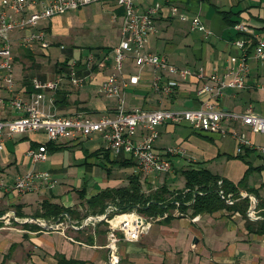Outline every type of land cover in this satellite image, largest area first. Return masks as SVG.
Segmentation results:
<instances>
[{
  "label": "crops",
  "instance_id": "1",
  "mask_svg": "<svg viewBox=\"0 0 264 264\" xmlns=\"http://www.w3.org/2000/svg\"><path fill=\"white\" fill-rule=\"evenodd\" d=\"M156 2L162 9L152 17L155 31L148 36L145 51L163 55L189 73L182 77L162 72L177 85L169 93L155 91L152 68L136 65L128 54L118 76L124 109H193L210 99L217 109L252 110L264 116V59L252 57L254 39L235 28L245 22L264 35V0H140L137 7L144 11ZM172 6L178 10L175 15ZM197 14L211 30L207 39L190 30V20ZM123 16L124 7L114 0H92L42 19L30 29L11 31L12 92L26 98L35 92L33 78L61 75L58 89L44 95L43 111L58 116L79 112L91 119L112 116L118 97L102 94L98 88L112 72L111 52L120 41ZM37 32L48 41L45 50L24 43ZM239 37L245 39L247 54L245 87L224 86L221 94L212 96L199 93L212 78L225 82L232 78L241 56L233 41ZM71 65L82 78L78 86L69 79ZM0 96L7 98L10 93L0 88ZM17 115L6 108L0 119ZM220 129L200 133L187 122L158 125L155 152L168 146L185 150L183 155L165 156L172 165L170 172L139 170L127 154L114 155L98 132L58 141L48 140L42 129L5 135L0 150V177L6 186L0 188V264H107L104 243L110 222L122 212H139L142 205L156 212L139 213L154 220L138 240L119 243L118 264H264V157L255 149L264 144V133L233 120L223 121ZM144 132L139 128L133 139ZM233 132L243 133L251 145L237 152ZM41 144L48 158L34 161L26 151ZM200 168L239 184V196L253 194L262 204L252 212L251 199L245 211L237 201L231 207V195H236L229 193L225 206L194 212L189 206L193 192L185 200L189 191L183 173ZM43 171L48 179L37 182L36 190L21 193L12 187L17 175ZM133 185L138 199L133 208L123 211L120 206L126 198L119 192ZM108 206L111 209L105 213ZM87 217L95 219L83 225Z\"/></svg>",
  "mask_w": 264,
  "mask_h": 264
},
{
  "label": "built area",
  "instance_id": "2",
  "mask_svg": "<svg viewBox=\"0 0 264 264\" xmlns=\"http://www.w3.org/2000/svg\"><path fill=\"white\" fill-rule=\"evenodd\" d=\"M114 1L124 7L121 38L111 52L112 72L101 83L98 90L107 96L118 97L119 105L112 116L102 115L97 119H91L79 112L68 116H58L43 111L44 95L46 92L52 94L58 89L62 80L61 75L45 80L33 78L31 83L35 92L29 93L26 98L20 93L12 92L14 86L13 54L8 34L15 29H30L42 19H49L56 14L77 9L91 3L92 0H0V88L10 93V97L7 98L0 96V112L11 108L18 114L14 118L0 119V150L3 149L4 136L15 133L42 129L48 140L58 141L98 132L114 155L121 152L127 154L139 170L170 172L172 165L165 156L183 155L185 150L179 146H168L160 152L153 150V144L158 137L157 126L164 122H187L193 130L207 133L219 131L223 121L233 120L249 126L252 132L264 133V116L252 110L237 113L217 109L216 104L210 99L204 101L202 106L193 109L169 110L135 107L125 110L118 76L121 74L123 62L128 54L132 55L136 65H149L152 68L151 88L155 91L161 90L169 93L177 85L175 79L164 77L162 72L183 77L189 71L169 63L163 55L145 51L147 38L155 31L152 17L162 9L160 2L148 6L144 11H139L137 2L140 0ZM171 11L174 15L178 13L174 6L171 7ZM235 27L240 33L249 34L254 39L251 49L252 57L264 59V35L256 33L245 22H238ZM190 30L199 33L203 39L211 35L210 28L198 14L190 20ZM24 43L29 47L36 43L43 50L48 47V41L44 39L42 32L29 35ZM233 44L241 50V56L232 78L227 82L212 78V83H204L199 93L212 96L221 94L224 86L245 87L248 73L247 54L244 51L245 39L236 38ZM69 79L75 86L82 82V78L76 76L72 65L69 67ZM139 128H143L145 132L138 140H134L133 136ZM231 136L237 141V152H241L244 146L251 145L241 132H233ZM255 149L264 157V144L256 146ZM26 154L34 161H45L48 158L45 144L39 145L36 149L28 148ZM47 179L48 174L44 171L21 174L16 176L12 187L21 193L34 191L38 188L37 182ZM5 187L4 180L0 177V188L6 189ZM227 201L232 203V199ZM109 209L111 208L109 207L108 211ZM153 220L152 217L142 216L135 209L117 215L106 231L104 247L107 252V264H118L120 260L119 243L138 240L149 230Z\"/></svg>",
  "mask_w": 264,
  "mask_h": 264
},
{
  "label": "trees",
  "instance_id": "3",
  "mask_svg": "<svg viewBox=\"0 0 264 264\" xmlns=\"http://www.w3.org/2000/svg\"><path fill=\"white\" fill-rule=\"evenodd\" d=\"M183 174L186 187L189 191V193L185 195V200H187V198L190 197V193L193 192V201L189 206L193 208L194 212L212 211L225 206V199L229 193L236 195L235 197H232L231 195V198L234 200L231 207H233L237 201L239 206L245 211L246 207L249 205V196H243L242 194L241 196L238 195L240 191L239 184H233L228 180L221 179L218 175L212 174L208 170L202 168L186 170ZM119 194L120 197L126 198L124 205L120 206L123 211L135 206V202L138 199L137 187L135 185L131 186L129 190L120 191ZM104 195H107V193ZM257 204H262L260 199H258ZM184 207L186 206L183 204L182 208ZM151 208L152 207L149 205L147 207L142 205L139 207V212H148ZM154 212L156 211L153 209L148 213ZM262 216L264 217V212L262 213Z\"/></svg>",
  "mask_w": 264,
  "mask_h": 264
},
{
  "label": "water",
  "instance_id": "4",
  "mask_svg": "<svg viewBox=\"0 0 264 264\" xmlns=\"http://www.w3.org/2000/svg\"><path fill=\"white\" fill-rule=\"evenodd\" d=\"M246 195L249 196L250 199H251L250 207H249V212H252L254 210L256 204H257V198L253 194H246ZM108 208L105 210V213L108 212ZM10 216L12 217V214ZM92 217H94V216H92ZM12 218L15 219L14 217H12ZM101 218H102V216H101ZM90 219L94 220L95 218H88V217L85 218L84 221H83V225H84V223H90V222H92Z\"/></svg>",
  "mask_w": 264,
  "mask_h": 264
},
{
  "label": "rangeland",
  "instance_id": "5",
  "mask_svg": "<svg viewBox=\"0 0 264 264\" xmlns=\"http://www.w3.org/2000/svg\"><path fill=\"white\" fill-rule=\"evenodd\" d=\"M237 24H235V26H236ZM236 28V27H235ZM45 59H47V57H45ZM195 131V130H194ZM197 132V131H196ZM9 215V214H8ZM10 216V215H9Z\"/></svg>",
  "mask_w": 264,
  "mask_h": 264
}]
</instances>
